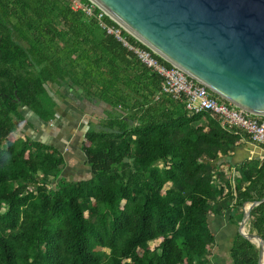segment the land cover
I'll return each instance as SVG.
<instances>
[{
  "label": "trees",
  "instance_id": "obj_1",
  "mask_svg": "<svg viewBox=\"0 0 264 264\" xmlns=\"http://www.w3.org/2000/svg\"><path fill=\"white\" fill-rule=\"evenodd\" d=\"M75 1L92 4L0 0V264H208L209 218L227 212L234 263L259 264L239 223L245 204L264 198V160H226L250 136L158 98L161 77L101 23L119 25ZM56 94L106 108L82 144L89 179L63 177L54 145L16 136L24 108L55 119ZM248 227L264 241V202Z\"/></svg>",
  "mask_w": 264,
  "mask_h": 264
},
{
  "label": "water",
  "instance_id": "obj_2",
  "mask_svg": "<svg viewBox=\"0 0 264 264\" xmlns=\"http://www.w3.org/2000/svg\"><path fill=\"white\" fill-rule=\"evenodd\" d=\"M129 34L211 92L264 117V0H90ZM86 136V134H85ZM84 136V140H85ZM247 203L239 232L249 233Z\"/></svg>",
  "mask_w": 264,
  "mask_h": 264
},
{
  "label": "crops",
  "instance_id": "obj_3",
  "mask_svg": "<svg viewBox=\"0 0 264 264\" xmlns=\"http://www.w3.org/2000/svg\"><path fill=\"white\" fill-rule=\"evenodd\" d=\"M53 98L56 101L55 119L46 122L30 109L24 108L22 109L24 119L19 122L16 136H21L23 132H26L32 138L54 145L62 151L65 157L63 177L69 179L68 174H72L77 176V179H72L74 181L89 179L91 169L82 151V144L90 126L98 123L97 105L100 108L104 105L98 102L95 104L83 102L71 95L62 97L56 94ZM252 158H259L262 162L264 147L245 137L242 145L226 160L231 163L232 168H235L236 164ZM230 215L231 213L227 212L223 216L214 215L209 218L210 227L216 236V243L207 255L208 264H235L231 256V248L238 226L231 221Z\"/></svg>",
  "mask_w": 264,
  "mask_h": 264
},
{
  "label": "built area",
  "instance_id": "obj_4",
  "mask_svg": "<svg viewBox=\"0 0 264 264\" xmlns=\"http://www.w3.org/2000/svg\"><path fill=\"white\" fill-rule=\"evenodd\" d=\"M94 6L93 2L91 5L85 6L80 1L74 2L75 9L83 8L89 15L93 13ZM103 14L105 13L102 11L99 18ZM101 25L108 33L113 34L117 40L122 42L128 50L132 51L146 67L161 77V91L158 98L160 95L167 94L175 99L182 100L186 104V110L190 115L202 111L219 115L222 118L221 123L223 126H234L244 130L250 136L252 142L264 147L263 116L250 115L227 101H220L206 86L191 78L179 67L161 58L147 46L142 47L137 43L131 44L127 37L123 35L124 28L119 24L118 28L108 27L104 23H101ZM231 174L234 177L237 175L235 169L232 170Z\"/></svg>",
  "mask_w": 264,
  "mask_h": 264
},
{
  "label": "rangeland",
  "instance_id": "obj_5",
  "mask_svg": "<svg viewBox=\"0 0 264 264\" xmlns=\"http://www.w3.org/2000/svg\"><path fill=\"white\" fill-rule=\"evenodd\" d=\"M104 109H106L105 108V106L103 107ZM23 111V110H22ZM99 112V114H103L101 111H98ZM100 117V116H99ZM96 118H98V116H96ZM70 180H72V179H77V176H75V175H72V174H68V176H67Z\"/></svg>",
  "mask_w": 264,
  "mask_h": 264
},
{
  "label": "flooded vegetation",
  "instance_id": "obj_6",
  "mask_svg": "<svg viewBox=\"0 0 264 264\" xmlns=\"http://www.w3.org/2000/svg\"><path fill=\"white\" fill-rule=\"evenodd\" d=\"M98 106H99V105H97V107H96V108H97V110H98V111H100V107H98Z\"/></svg>",
  "mask_w": 264,
  "mask_h": 264
}]
</instances>
